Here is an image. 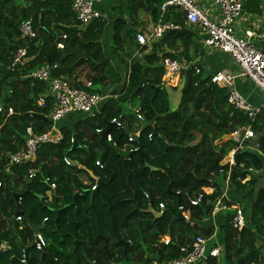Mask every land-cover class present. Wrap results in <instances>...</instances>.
Wrapping results in <instances>:
<instances>
[{
  "label": "trees",
  "instance_id": "obj_1",
  "mask_svg": "<svg viewBox=\"0 0 264 264\" xmlns=\"http://www.w3.org/2000/svg\"><path fill=\"white\" fill-rule=\"evenodd\" d=\"M164 1L129 0L127 5L112 8L110 50L127 68V79L117 98L81 123L86 122V130H102L106 121L125 115V104L132 102L139 107L143 121L128 112L127 124L139 123L137 140L130 138L132 131L123 125L125 119L120 120L121 127L112 124L108 133L117 147L109 144L99 167L95 165L98 153H94L100 148L98 139L89 136L83 149L81 137L86 136L77 125L72 131L63 128L62 140L42 145L31 162L9 165L8 154L23 147L27 126L38 134L50 127L52 99L45 97L42 105L38 103L46 84L30 78V71L57 65L63 51L62 68L51 69L53 77H64L75 87L80 86L81 74L93 86L121 81L101 46L106 19L79 26L70 0H0V97L10 89L11 96L4 101L13 109L6 118L0 114V243L11 247L0 252V264H23L19 260L23 247L28 251L25 264H151L178 258L180 249H189L197 236L208 241L210 248L220 247L219 258L230 264H264V104L253 118L236 111L227 103L226 89L210 86L211 74L201 68L196 74L193 65L182 71L177 86L163 85L157 50L163 44L174 49L180 41V54L187 55L195 34L191 26L186 27L192 29L190 36L167 31L158 42L140 48L141 56L128 65L121 55L126 36L133 39L136 32L150 34ZM257 1L246 0L260 13ZM27 19L36 34L31 40L21 38L19 32ZM164 20L182 28L186 25L174 9L168 10ZM131 43L138 48L135 40ZM21 46H28L26 60L11 68L14 51ZM162 56L176 59L169 53ZM245 125L251 127L253 137L235 150L232 165H220L236 148L231 135ZM73 133L78 134L79 145L74 151L69 150ZM124 144L128 145L121 153ZM139 146L142 153L135 150ZM77 149L85 158H76ZM64 156L78 160L102 183L97 185L83 169L66 164ZM31 170L36 173L30 176ZM51 182L56 186L53 199L44 203L38 196ZM93 185L96 194L86 193L72 206L73 194H82ZM225 188L233 199L222 201L229 207L244 204L246 224L239 230L233 228L234 210L228 209L216 229L212 224L200 225L210 217ZM197 193H203V198L191 205L189 201ZM16 194L24 229L29 232L30 225L40 226L46 243L43 249L27 245L22 229L7 224L15 212ZM159 203H163V213L156 217L150 211H157ZM179 205L189 212L192 224L178 218ZM164 237L169 238L168 243L162 241ZM219 258L208 256L207 264H218Z\"/></svg>",
  "mask_w": 264,
  "mask_h": 264
},
{
  "label": "built area",
  "instance_id": "obj_2",
  "mask_svg": "<svg viewBox=\"0 0 264 264\" xmlns=\"http://www.w3.org/2000/svg\"><path fill=\"white\" fill-rule=\"evenodd\" d=\"M105 0H70L71 10L75 15L79 26L83 27L92 20L100 17H105V14L100 11L97 6ZM209 2L211 7L216 10L213 14L206 8L202 2ZM169 9H174L176 13L182 15L184 23L189 26H194L201 35V45L203 49L208 51L221 52L228 55L238 68V73L233 74L229 70H221L210 75V82L214 85L224 87L226 89L227 103L238 112H242L246 116L253 118L264 104V49L259 48L257 43L264 41V28L260 32L246 28L237 36V21L242 15L243 4L242 0H165L160 6V17L154 23V27L150 34L146 37L141 32H136L134 40L138 45L137 51L144 46H149L158 42L162 36L170 30L181 29L180 24L171 21H165V14ZM20 37L31 40L36 34L32 27L31 19L23 20L19 26ZM61 49L62 46L57 44ZM28 46L17 47L11 59L10 67L13 68L22 64L27 57ZM160 65L163 68L162 80L163 85L172 83H180V75L187 67H192L197 74L200 72V67L195 63H181L177 59L168 56L160 58ZM51 67L43 65L29 72L28 76L34 80L44 82L46 84L45 92L40 95L38 103L43 104L45 97L52 99L51 111L48 115L50 127L44 133H36L31 126H27L23 135V147L8 154V164H24L35 159L38 149L42 145L57 144L62 140V134L57 128V121L69 113H92L102 101L107 97L89 88L92 86L90 81L84 85L75 87L69 84L66 78L53 77L51 75ZM243 77L252 84L254 89H258L261 93V104L253 105L247 97L242 95L235 86V79ZM127 79V77H126ZM11 90L5 91V96L0 97V114L8 117L13 114V109L7 104L5 99L10 98ZM4 97V98H3ZM133 113L139 122L143 121L142 113L139 107L133 109ZM110 122L117 127H121V122L118 119H111ZM97 129L96 132H100ZM138 136V135H137ZM253 137V131L249 125L238 128L232 135L231 139L236 144L229 156L226 164L234 163L233 155L237 148H242L245 142ZM151 135H148V139ZM107 139L109 137L107 136ZM110 140V139H109ZM112 146L116 147L115 141H111ZM66 164L69 161L64 158ZM95 165L101 167L100 161H96ZM33 173L30 172V176ZM53 187L54 184H51ZM96 185L91 187L94 190ZM41 197V196H40ZM227 197V188H225L213 205L210 216L227 211L234 210L230 224L235 229H241L246 224V215L242 207L239 205L227 206L222 199ZM203 198V193H197L194 198L190 199L191 205H197ZM20 200V198H19ZM163 203H159L158 212H163ZM179 211H183L181 205L178 206ZM15 220L20 221L21 215L16 216ZM169 238L164 237V243H168ZM34 246L37 249H43L45 246L44 239L40 233L35 234ZM9 249L6 243H0V252H5ZM181 255L171 261H153L151 264H207L208 256L217 257L220 255V248L213 247L207 250L206 240L197 236L193 240L189 249L181 248ZM20 262L26 263V253L22 249L20 253Z\"/></svg>",
  "mask_w": 264,
  "mask_h": 264
},
{
  "label": "crops",
  "instance_id": "obj_3",
  "mask_svg": "<svg viewBox=\"0 0 264 264\" xmlns=\"http://www.w3.org/2000/svg\"><path fill=\"white\" fill-rule=\"evenodd\" d=\"M128 2H129V0H105L102 4H100V5L97 6V8L100 11H102V12L104 10L106 11V12H103L105 14L104 19H106V25H105L104 32H103V35H102V38H101V42L103 40H105V45H106L107 48H106V50H104V48H103L104 45H102V43H101L102 50H103L104 55L110 60L111 67L120 76L121 81L120 82H114V83L112 81H107L106 84L101 85V87L99 88L98 91L95 90L97 88H93V90L95 92H98L100 94L106 95L107 97L102 101V103L97 108H95V110L92 113H90V114H85V113H69V114L65 115L63 118H61L60 120H58L57 123H56L57 124V128H58V130H59V132L61 134L63 132L62 131L63 128H66L69 131L70 130L72 131L74 129V127L77 125V127L80 130V132L83 135L86 136L84 138L81 137V139H84V140H81V142H80V145L83 147V149H85L86 148L85 145H87V144H84V141H87V139H90L89 136H95L98 139V144L99 145H100V143H99V132H96L97 129H95L94 131L93 130H86V128L84 127V125H85L86 122L81 123V121H83L86 118L87 119L88 118H90V119L94 118L99 113L100 107L104 103H106L107 101H109L111 99L117 98L118 91L124 85L123 82H124L125 78L127 77V72H126L127 71V68H125L121 64L119 56L115 55L110 50L111 42L109 41V39H111V35H112V32H113L112 31V25H113L112 19L114 18V16L111 14L112 12H108V10L111 11L110 9H112L114 7L122 6V5H127ZM258 3H259V9L261 11L260 13H257V12H255L253 10V8H254V5L253 4L247 3L246 0H242V4H243V12L242 13H245L246 12V15H247L246 18L244 17L243 22H242V25H245L246 20L249 21V18L251 20H254L255 21L254 22L255 24H256V22L259 24L260 22L263 21V19H264V0H258ZM109 16H110V18H109ZM139 20H142L143 21V17L142 16L139 17ZM187 26H189V25H185V28ZM191 27H192L193 31L195 32V34L192 37V44L189 46V50H188V54L187 55L184 56L183 54H180V52L182 50V46H181V42L180 41H177V43H176L177 46L174 49H171L168 46H166V45L163 44L162 47H160L157 50V56L161 58L163 53L172 54L181 63H185V64H187V63H195V64H197V66H199L202 69V71L205 72L208 75H210V74L212 75L213 73H215L217 71L224 70V69L231 71L233 74L238 73V68H237L236 64L232 61V59L228 55L223 54L221 52L208 51L206 49H203V47L201 45V43H202L201 42V35L198 33V30L196 29V27H194V26H191ZM186 29H188V28H186ZM192 29L190 30L191 31V34H192ZM133 40H134V38L132 39V41ZM134 47L135 46H133V44L130 42L129 37L126 36L125 37V45H124V48H123V53H121V55L126 60L127 65L132 60H135V59H137L138 57L141 56V53H139L140 51L138 52L137 51V48H134ZM143 52L146 53V51H143ZM186 57H188V58H186ZM163 78H162V80H164ZM79 81H80L79 83L81 84V86H85L84 84L88 80H84V76H83V74H81V78H80ZM234 83H235L236 87L238 85L245 86V85L248 84L249 88H251L250 87L251 84L249 83V81L246 80V79H244L243 77L236 78L235 81H234ZM165 85L177 86L178 83H175L174 81H172V83H168V84L165 83ZM92 87H93V85L89 89L91 90ZM252 89H254V88L252 87ZM253 97H254L253 100H252L253 102H255L257 100L258 101L260 100V97H258V98H256V96H253ZM260 102L261 101H259L258 103H260ZM135 107H136V102L135 103L132 102V103L125 104V107H124L125 115H121L120 117H123V119H125L123 125H126L128 128H131V131L132 132L129 135L130 138H133V139L137 140L138 139V136H139V133H140L139 123H137L135 121L133 123L131 122L130 124H127L128 117H129V116H127V114H128L129 111H131L133 113V109ZM91 124H96V123H92L91 122ZM108 132L105 135V142L108 145L109 144L112 145L111 141L113 139H112L111 134H109ZM73 135H77L76 136V139H78L77 138L78 137V134L73 133ZM73 135H72L70 144H72ZM131 135H134V137L131 136ZM107 136L109 137L110 140L107 139ZM127 145L128 144H124L119 149L121 153L125 152ZM70 148H71V145H70ZM137 148L138 147H136L135 150H137ZM74 150H76V149H74ZM74 150H72V151H74ZM77 150H79V149H77ZM107 150H106V152H107ZM232 150L233 149H231L228 152V154L223 158L225 160L224 164H226V162L228 161L229 156H230ZM95 152L98 153V156H99V160L98 161H100V155L103 152V147L100 145V148H98V147L95 148L94 149V153ZM106 152H105V154H106ZM75 156H76V158H79V159L85 158L84 155L81 152V149L78 152H76V155ZM104 157H105V155H104ZM64 158L67 159V157H65V156H64ZM67 160L70 163L68 165H71V166L72 165H75L77 168L83 169L88 174V176L92 178V180L95 183H96L97 180H100L97 175H94L91 170H89V169L86 168V166L80 164L78 160H76V159H72V160L67 159ZM103 161H104V158H103ZM103 161H100V162L102 163ZM220 165H222V164L220 163ZM89 171L91 172V174L93 175L94 178L92 177V175H89V173H88ZM30 172H32L34 174V173H36V170H31ZM44 179L46 181H48V178L47 177H44ZM101 183H102V181H101ZM51 184H55V183H53V182L49 183V188L43 194H39V196H38L40 198V200H42L44 203L51 202L52 199H53V194H54V191L56 189L55 188L56 186L54 185L52 187ZM94 190H96V188ZM227 198L228 199H233L231 192L229 194L227 193ZM181 214H182L181 215L182 218L186 222H190L189 221L190 214H189L188 211H184ZM223 215H224V213L215 214L213 216H210L209 218H206L202 222H199V224L200 225H203V226H205L207 224L208 225L209 224H212L215 227V229H216L217 226L221 225L224 222ZM12 216H14V214ZM190 223L192 224V222H190ZM15 225L17 226V229L18 230H21L22 229L23 233L27 236V245H31L32 246V244H34V238H35V234L36 233H33V230L31 228V225L29 227L30 231L28 232V231H26V229H24V226L25 225H24L22 219L20 221H17L14 218V221L12 222V227L15 226ZM32 225L33 226H37V225H34V224H32ZM38 227H39V230H38L37 233H40V226H38ZM44 242H45V240H44ZM1 243H6V242H1ZM7 245L9 246V249L7 251H9L11 249V247H10L9 244H7ZM45 245H46V243H45ZM206 248H207V250L210 249L209 244H208V241H206ZM22 249H24V247ZM22 249H21V251H22ZM24 251L27 254L28 251L26 249H24Z\"/></svg>",
  "mask_w": 264,
  "mask_h": 264
},
{
  "label": "water",
  "instance_id": "obj_4",
  "mask_svg": "<svg viewBox=\"0 0 264 264\" xmlns=\"http://www.w3.org/2000/svg\"><path fill=\"white\" fill-rule=\"evenodd\" d=\"M168 33H169V34L175 33V34L178 35V36H182V35H184V36H190V35H191V31L188 30V29H186V28H181V29H179V30H170ZM64 55H65V52L62 51V56H61L60 59L57 61V66H58L59 69L62 68V66H61V62H62V60H63V58H64ZM71 68H72V67H71ZM141 85H142V83L140 84L139 87H141ZM80 86H81V84H80ZM210 86H213V84H212L211 82H210ZM38 117L41 118V116H38ZM122 119H123V117H120L119 120H122ZM111 126H112V123L109 122V121H106V122H105V128L102 129V130L99 132V143H100V145L103 147V152H102L101 155H100V161H103V158H104L105 152H106V150L108 149V146H109V145L105 142V135H106V133L110 130ZM131 136L134 137V135H131ZM77 146H79V145H78V143H77L76 135H73L72 146H71V148H70L69 150H74V149L77 148ZM137 151L140 152V153H142L141 146H139V147L137 148ZM150 170H154V169H153V168H150ZM88 173H89V175H92L90 171H89ZM92 177H93V175H92ZM93 178H94V177H93ZM111 178H112V177H111ZM111 178H110V180H111ZM110 180L107 182V184L110 182ZM100 183H101L100 180H97V181H96V184H97V185H99ZM261 183H262V181H261ZM259 187H260V184H259ZM86 193H89L91 196H93V195L96 194V190H87V191H85V192L82 193V194H76V193L73 194L72 206H75V205H76V200H77V198L84 196V194H86ZM19 198H20V196H19L18 194H16V195H15V202H16L15 209H16V210H15L14 216H12V217H10V218L7 219V224H8V226H9L10 228L12 227V222L14 221V218H15L16 216H19V215H22V214H23V212L20 210ZM150 212H152V213L154 214V216H156V217H159V216L162 215V213H155L154 211H150ZM177 216H178L179 219L182 220V216H181L180 213H178ZM31 228H32V230H33V233H37L38 230H39V227H38V226H33V225H31ZM33 246H34V245L32 244V247H33ZM262 259H263V258H262V256H261V257H260V261H261Z\"/></svg>",
  "mask_w": 264,
  "mask_h": 264
},
{
  "label": "rangeland",
  "instance_id": "obj_5",
  "mask_svg": "<svg viewBox=\"0 0 264 264\" xmlns=\"http://www.w3.org/2000/svg\"><path fill=\"white\" fill-rule=\"evenodd\" d=\"M202 4L203 5H205L206 6V8L208 9V10H210L213 14H216L217 12H216V10H214L212 7H211V5H210V3L209 2H205V1H203L202 2ZM257 5H258V7H259V3H258V1H257ZM111 11H109L108 10V12H112L111 14L113 15V9H110ZM103 12H106L105 10L103 11ZM242 12H243V10H242ZM246 12L245 13H242V15H241V17L238 19V21H237V25H236V27H237V36L239 35H241V32L245 29V28H250V29H253V30H255L257 33L258 32H260L263 28H264V19H263V21L262 22H260L259 24L256 22V24L254 23L255 21L254 20H251L250 18H249V21L248 20H246V23H245V25H242V22H243V19H244V17L246 18ZM109 18H110V16H109ZM256 20V19H255ZM129 40H130V42L132 41V37H131V39L129 38ZM109 41L111 42V39H109ZM102 45H104L103 46V48H104V50H106V45H105V40H103L102 42ZM257 45H258V47L260 48H263L264 49V41H262V42H259L258 41V43H257ZM236 86V85H235ZM101 86L99 85V84H96V85H94L93 87H92V89L93 88H100ZM250 87L251 88H249V86H248V84L247 85H245V86H243V85H238L236 88L238 89V91L242 94V95H244L245 97H247L248 98V100L251 102L252 100H253V96H256V98H258V97H260V93L258 92V90H255V89H252V86L250 85ZM256 103H258V100L257 101H255ZM255 102H251V103H253V104H256ZM133 103H135V102H133ZM224 162H225V160L223 159L222 161H221V164H224ZM229 190L227 191V193L229 194ZM244 205V204H243ZM243 205L240 203V207H242L243 208ZM226 211H224V212H222V213H225ZM218 264H230V263H228V262H226V261H224V260H222V259H220L219 258V261H218Z\"/></svg>",
  "mask_w": 264,
  "mask_h": 264
},
{
  "label": "clouds",
  "instance_id": "obj_6",
  "mask_svg": "<svg viewBox=\"0 0 264 264\" xmlns=\"http://www.w3.org/2000/svg\"><path fill=\"white\" fill-rule=\"evenodd\" d=\"M91 190V189H90ZM155 213H159L158 212V210L157 211H154ZM182 212H184V211H182ZM181 211H179V213L181 214L182 213ZM163 213V212H162ZM182 215V214H181ZM183 219V218H182ZM34 245V244H33ZM35 247V246H34ZM220 248V247H219ZM26 253V252H25ZM220 254H221V251H220ZM220 257V255L218 256V258ZM19 258H20V256H19ZM26 258H27V254H26ZM27 261V260H26Z\"/></svg>",
  "mask_w": 264,
  "mask_h": 264
}]
</instances>
